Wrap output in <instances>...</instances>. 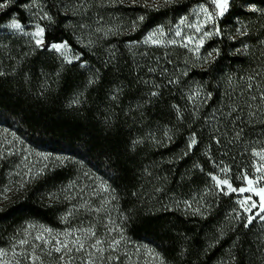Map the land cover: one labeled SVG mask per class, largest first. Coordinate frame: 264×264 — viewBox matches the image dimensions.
Here are the masks:
<instances>
[{
	"label": "trees",
	"instance_id": "16d2710c",
	"mask_svg": "<svg viewBox=\"0 0 264 264\" xmlns=\"http://www.w3.org/2000/svg\"><path fill=\"white\" fill-rule=\"evenodd\" d=\"M0 2V27L15 19L45 28L42 46L0 33V129L107 176L126 238L162 264H264V222L245 227L237 193L209 176L239 188L242 170L262 175L253 152L264 148V0H232L220 34L198 52L144 39L207 0ZM63 42L74 61L51 49ZM74 167L20 181L1 154L0 248L29 221L62 228L61 186Z\"/></svg>",
	"mask_w": 264,
	"mask_h": 264
},
{
	"label": "rangeland",
	"instance_id": "374dc122",
	"mask_svg": "<svg viewBox=\"0 0 264 264\" xmlns=\"http://www.w3.org/2000/svg\"><path fill=\"white\" fill-rule=\"evenodd\" d=\"M231 1L229 0L227 12L230 10ZM202 5L207 6L210 11L214 10V6L211 5L210 0H207V2L197 4L188 15H184L181 18L187 17V22H191L194 12ZM179 21L176 24L170 23L162 27L164 32L171 35L175 31ZM11 22L2 25L0 33H29L26 35L32 36L36 41L38 37L31 35V33L36 32L37 26L43 28L38 23L23 25L18 21L24 29L23 32H20L9 27ZM187 22L181 27L183 31L191 34L192 29L187 27ZM208 27L211 28L213 26L210 24ZM159 28L161 27L155 28L149 33ZM43 29V41L45 42V28ZM63 43L67 45V48L58 52L67 60L74 61L75 55L73 49L67 42ZM1 154H6L11 161V167H16L12 172L20 181L36 172L48 168L51 169L53 165L67 163L68 160L71 163H75V167L74 174L71 175L66 184L61 186L68 199L66 213L61 217L62 228H51L38 221H29L20 230V234L16 240H10L6 244L7 246L0 248V251L5 253V255L0 256V264H69V261L70 264H162L154 248L145 243H135L126 238L120 222V211L116 207L115 192L110 187L109 178L103 173L98 172L95 167L87 164V162H82L69 156L53 154L33 148L23 138L16 136L13 132L9 133L4 128L0 129V156ZM14 178L11 177L13 183L16 181ZM19 179L17 182H19ZM260 183L264 184V180H260ZM245 185L246 181L242 186ZM252 187H258V185L254 184ZM104 188H107L108 191H104ZM237 195L238 201L248 195H252V198L255 200L259 199L254 193L245 192L243 194L237 193ZM257 210L253 209V212ZM257 219L264 222L259 218ZM88 228H91L95 232V237L86 236L83 231H78ZM46 229H51V232L45 231ZM68 232L72 233L68 237L69 246L74 248L71 241L79 236L84 241L85 250L80 252L73 250L68 256H65L64 262H59L58 256L60 254L55 251H52L51 255L47 253L50 249L57 246L55 244L56 240H65V233ZM40 235H43L51 243L45 244L43 241L36 240V237ZM97 238L104 241L99 246L104 249L103 252H98L91 247ZM21 240H27L28 243L21 245L19 243ZM114 240H119V245L114 248L109 247V244ZM34 255L39 256L40 259L34 261Z\"/></svg>",
	"mask_w": 264,
	"mask_h": 264
},
{
	"label": "snow or ice",
	"instance_id": "6c2138e0",
	"mask_svg": "<svg viewBox=\"0 0 264 264\" xmlns=\"http://www.w3.org/2000/svg\"><path fill=\"white\" fill-rule=\"evenodd\" d=\"M166 2H168V0H166ZM210 3L211 5L214 6V10L210 11L207 6L202 5L197 11L194 12L191 22H187L188 21L187 17L181 18L175 31L172 32L171 35H169L168 33H165L163 28L161 27L149 33L146 39L144 40V43L147 44L150 42L156 46L178 45L186 49H189L190 45H194V47L191 48L190 50L198 52L199 48L203 46L205 39L212 38L214 34L215 35L220 34L219 28L216 26V22L219 17H222L227 12L229 0H210ZM6 7H7L6 3L0 2V9H4ZM48 18L50 19V17ZM139 19L142 21L144 17H140ZM186 22H187V27L192 29L191 34L183 31V28L181 27L185 25ZM210 24L213 27L209 28L208 26ZM9 27L17 31H20V32L24 31L21 23H19L15 19L12 20ZM43 33H44V29L39 26H37L36 32L31 33V35L38 37L35 41L37 46H42L44 43ZM25 34H29V33H25ZM51 48L55 49L56 51H61L62 49H66L67 45L64 43L52 44ZM216 51L218 53V50ZM211 54H212L211 52L208 53L209 56H211ZM169 83H173V81H169ZM153 95H155V93H153ZM251 115H255V113H251ZM239 136H240V132H237L236 137H239ZM217 143H219L218 139H217ZM196 144H197V140L195 136H193L188 145L189 150H191ZM186 154L187 153H185V155ZM253 155L259 158L257 165L255 166V171L262 175L260 177L249 178L247 176V171L242 170L239 178L246 180L245 186L235 188L230 183V180L228 178L220 179L217 176L209 173L210 178L216 182V186L225 195L230 194V193L243 194L245 192H248V193H254L255 196L259 198L258 200H255L252 198V195H248L238 201L239 208L242 210V212L237 211L236 218L239 219L241 215L243 214L245 217V227L252 224L253 221L256 220L257 218L264 221V215H262V213H264V184L260 183V180H264V148H262L259 151H254ZM45 159H47V157H45ZM221 171L227 173L230 171V169L225 167V168H221ZM254 184L258 185V187H255V188L252 187V185ZM104 191H108V189L104 188ZM253 209H258V210L253 212ZM197 211H199V209H197ZM45 231L50 233L51 229H46ZM78 231H83L86 234V236L95 237L96 235L95 232L91 228L81 229ZM71 235L72 233L68 232V233H65V240L63 241L56 240L55 244L57 246L50 249L47 254L51 255L52 251H55L56 253L60 254L58 256V261L64 262L65 256H68L73 250H75L76 252L85 250L84 241H82L79 236H77L75 239L71 241V244L74 246V248L69 246L68 237ZM36 240L43 241V243L45 244L51 243V241L46 240L43 235L37 236ZM19 243L21 245H24V244H27L28 241L21 240ZM103 243L104 241L97 238L95 239L94 243H92L91 247L93 249H96V251L98 252H103L104 249L102 247H99ZM119 243H120L119 240H114L111 242V244H109V247L114 248L115 246L119 245ZM2 255H5V253L0 251V256ZM33 259L34 261L39 260L40 257L37 255H34ZM69 264H70V261H69Z\"/></svg>",
	"mask_w": 264,
	"mask_h": 264
}]
</instances>
